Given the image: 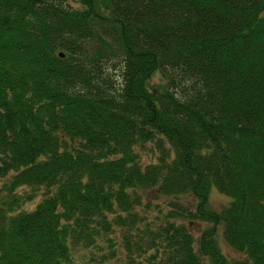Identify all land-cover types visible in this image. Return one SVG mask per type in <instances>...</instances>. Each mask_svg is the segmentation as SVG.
I'll return each mask as SVG.
<instances>
[{
  "label": "trees",
  "instance_id": "obj_1",
  "mask_svg": "<svg viewBox=\"0 0 264 264\" xmlns=\"http://www.w3.org/2000/svg\"><path fill=\"white\" fill-rule=\"evenodd\" d=\"M1 179L0 264H264V0H0Z\"/></svg>",
  "mask_w": 264,
  "mask_h": 264
},
{
  "label": "rangeland",
  "instance_id": "obj_2",
  "mask_svg": "<svg viewBox=\"0 0 264 264\" xmlns=\"http://www.w3.org/2000/svg\"><path fill=\"white\" fill-rule=\"evenodd\" d=\"M160 79L161 78L158 74L154 75L150 80L151 85L159 84ZM149 156H151V154L148 153L147 151L142 154V157L144 159H147ZM3 182H4V179H1L0 187L2 186ZM42 192H43V187L36 188L35 190H32V188L30 187H21L17 189L16 193L20 195L24 193H33L32 200L24 203L21 206V209L22 210L32 209L35 206V204L38 201H40V196ZM227 201H228V198L225 195L219 193L217 190L212 189L210 191V195H209V207L210 208L220 210L223 207V205L227 203ZM188 224L190 227V231L194 235L195 238H197L202 232V230L209 225L205 222H200V221H193V222L191 221V222H188ZM216 239H217V243L220 248V251L227 259L228 264H238L241 260H243L244 255L238 252L237 250H235L225 241L220 228L218 229V232L216 234Z\"/></svg>",
  "mask_w": 264,
  "mask_h": 264
}]
</instances>
